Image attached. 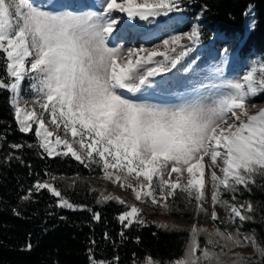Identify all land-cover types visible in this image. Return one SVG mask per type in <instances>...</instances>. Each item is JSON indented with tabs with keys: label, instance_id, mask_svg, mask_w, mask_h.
I'll return each instance as SVG.
<instances>
[{
	"label": "snow or ice",
	"instance_id": "1",
	"mask_svg": "<svg viewBox=\"0 0 264 264\" xmlns=\"http://www.w3.org/2000/svg\"><path fill=\"white\" fill-rule=\"evenodd\" d=\"M183 3L100 0L99 10L77 12L46 10L34 0H0V56L6 73L0 89L12 94L18 130L37 138L36 145L9 147L17 152L38 147L49 158L69 157L90 172L99 169L100 179L130 190L141 204L169 214L179 211L176 202L183 200L194 219L213 222L212 231L196 224L190 229L160 225L189 232L183 256L164 264H264V241L241 230L255 220L259 206L238 201V194L251 192L252 186L264 188V106L248 103L264 93V63L239 80L206 83L222 75V67L214 65L193 89L195 98L174 106L124 95L126 91L135 97L153 86V78L180 71L178 66L200 43L201 30L194 25L186 35L170 36L152 48L112 47L110 40L123 22L114 14L163 26L158 18L182 13ZM26 80L31 99L22 97ZM5 159L23 163L19 155ZM57 179L62 178L38 180L21 199L30 202L33 194L47 190L60 208L92 211L70 202L54 186ZM68 187H76V180ZM225 194L233 202L224 199ZM113 200L125 206L117 217L124 229L147 226L141 208L119 196L100 193L97 203ZM92 218L101 221L98 212ZM104 238H109L107 233ZM249 247L251 256L235 251ZM228 253L232 257L226 259ZM89 259L90 264H119L118 256L106 261L90 254ZM141 264L161 261L147 256Z\"/></svg>",
	"mask_w": 264,
	"mask_h": 264
},
{
	"label": "trees",
	"instance_id": "2",
	"mask_svg": "<svg viewBox=\"0 0 264 264\" xmlns=\"http://www.w3.org/2000/svg\"><path fill=\"white\" fill-rule=\"evenodd\" d=\"M250 7L254 8L256 20L246 34ZM183 8L188 18H201L202 41L224 33L235 40L243 56L249 52L264 56V0H184ZM0 79H6L2 56ZM11 99L9 91L0 89V264H90V254L106 261L118 256L119 264H141L151 256L164 264L183 256L189 232L160 227L181 228L180 225L153 221L149 216L145 218L146 227L133 224L124 229L117 217L126 210L125 206L114 200L97 203L100 193L107 194L106 189L87 177H100L98 169L90 172L69 157L49 158L38 147H25L19 152L11 149V144H37L34 133L18 130ZM9 154L19 155L23 163L6 160ZM50 176L62 178L54 185L70 202L92 211L60 208L57 198L47 190L33 194L30 202L21 199L38 180L46 181ZM72 178H76V187L69 188ZM238 196L259 206L255 220L242 230L254 232L264 241V188L254 185L251 192ZM14 209L19 215L14 214ZM93 212L101 215L100 222L92 218Z\"/></svg>",
	"mask_w": 264,
	"mask_h": 264
},
{
	"label": "rangeland",
	"instance_id": "3",
	"mask_svg": "<svg viewBox=\"0 0 264 264\" xmlns=\"http://www.w3.org/2000/svg\"><path fill=\"white\" fill-rule=\"evenodd\" d=\"M34 2L37 6L50 11L69 10L87 12L99 10L100 0H34ZM139 2L140 0H138V3ZM247 14L246 34L254 27L256 20L253 7L248 9ZM114 15L123 17V22L120 25V32L118 34L114 33L115 39L110 40V46L123 47L125 49L133 47L152 48L156 45H160L164 39H168L170 36L181 34L186 35L191 31L194 25L198 24L200 27L199 21L201 20V18H187L184 12L173 13L170 14V17L158 18L162 22L163 26H161L148 24L147 22H139L138 19L137 21H128L122 13H116ZM146 30L150 33V36L144 39H137V35ZM234 41L235 40L226 34H213L209 43L204 44L200 41V43L195 46L194 51L189 54L185 61L182 62V66H178L180 71L174 70L173 73L153 78V86L150 89L137 94L135 97L126 91L124 92V95L130 99H137L139 102L161 106H174L184 102L185 99L195 98L193 89L200 86L199 80L206 75L207 69L214 65L222 67V75L212 81L205 80L206 83H221L222 81L239 80L251 69V67L264 63V56L255 52H249L246 57H242L239 54L238 49L232 47ZM184 43H187V41H184ZM225 50L227 51L225 52ZM157 59L162 58L158 57ZM229 64L231 65V68L228 67ZM184 67H190L193 71H185ZM22 97L24 99L32 98L29 82L27 80L24 81L22 85ZM248 103L255 105L257 108L264 106V93H258L256 96L251 97ZM255 110V108L252 109L253 113ZM52 139L54 140V137ZM205 159L207 160V158ZM100 173V176H102V172ZM205 174L207 181V169L205 170ZM198 175L199 174L197 173V176ZM76 178H72L69 181L76 180ZM87 178L95 181L98 184V187H104L107 194L119 196L125 199L128 205H136L141 208V216L144 219H147L150 216L153 221L167 222L170 224L176 223L183 229H190L193 224H196L198 227L207 228L209 231L214 230V224L210 219H194V212L191 208H186L183 200H178L176 202L175 207L179 209V211L164 214L163 209L152 206L150 203L141 204L139 201H136L130 190L126 191L121 189L117 185H113L111 182L100 179L97 176ZM206 191H208L207 187ZM224 199L233 202L231 201L230 194H225ZM238 201L243 202L244 199L238 196ZM219 215L225 218L227 217V214L223 209L219 210ZM220 227L223 228L224 225H220ZM200 240L202 243H205V236L202 235ZM235 251L243 252L246 256H251L253 253V250L250 247L247 249H236ZM231 257L232 253H228L226 259Z\"/></svg>",
	"mask_w": 264,
	"mask_h": 264
},
{
	"label": "bare ground",
	"instance_id": "4",
	"mask_svg": "<svg viewBox=\"0 0 264 264\" xmlns=\"http://www.w3.org/2000/svg\"><path fill=\"white\" fill-rule=\"evenodd\" d=\"M149 36H150V33L146 30V31H143L140 34H138L137 39H144V38L149 37ZM228 67L231 68V65L229 64Z\"/></svg>",
	"mask_w": 264,
	"mask_h": 264
}]
</instances>
